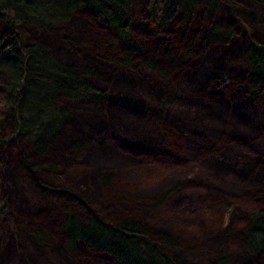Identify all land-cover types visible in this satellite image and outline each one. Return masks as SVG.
<instances>
[{"label": "rangeland", "instance_id": "1", "mask_svg": "<svg viewBox=\"0 0 264 264\" xmlns=\"http://www.w3.org/2000/svg\"><path fill=\"white\" fill-rule=\"evenodd\" d=\"M221 5L207 22L229 33L228 41L204 45L199 32L204 35L207 27L199 8L194 23L178 19L166 31L175 41L170 58L161 60L167 62L164 74L151 72L139 58L117 64L122 53L116 38L88 10L55 35L34 26L21 32L29 43L49 45L66 63L95 68L94 84L108 93L101 103L62 102L72 123L60 129L49 162L76 194L99 210V191L81 181L104 169L122 171L116 177L146 203L170 190L148 214L183 239L182 249L166 247L170 253L210 264L217 253L228 252L229 264H264L241 239L248 212L264 204V100L250 94L243 64L248 37L264 42V6L252 0ZM134 9L138 26L147 30L139 41L152 47L151 14L141 3ZM1 103L0 97V264H119L87 248L70 251L62 234L64 209L88 216L89 207L37 185L36 177H51L42 169L48 160L28 143L2 144L11 133ZM164 142L167 154L160 151ZM106 205L104 217L116 219L114 205Z\"/></svg>", "mask_w": 264, "mask_h": 264}, {"label": "trees", "instance_id": "2", "mask_svg": "<svg viewBox=\"0 0 264 264\" xmlns=\"http://www.w3.org/2000/svg\"><path fill=\"white\" fill-rule=\"evenodd\" d=\"M252 1L264 6V0ZM139 3L151 14L152 47L139 41L141 35L147 34L146 27L138 26L135 20L134 6ZM221 3L222 0H0V78L3 80L0 97L4 121L9 124L11 133L2 144L6 140L28 143L38 156L48 160L42 169L51 177H36L37 185L88 205V216L79 215L74 208H65L63 212L62 234L73 254L87 248L109 254L119 264H198L184 255L170 253L168 247L182 249L184 242L180 234L173 233L167 223L148 219L149 211L164 202L170 190L155 202L146 203L141 195L124 187L123 181L116 177L122 171L104 169L86 175L81 181L92 191H99L100 203L104 205L93 210L56 174L55 163L49 161L55 153L60 129L72 123L71 110L63 107L62 102L85 99L101 103L109 96L94 84L95 68L64 62L44 42L29 43L22 35V27L34 26L55 35L63 31L74 15L88 10L116 38L122 53L117 64L129 66L141 60L151 72L164 74L163 66L167 62L161 60L170 58L175 41L166 37V31L178 19L188 26L194 23L199 8L205 13L201 25L207 27L204 35L199 32L204 45L228 41L229 33L226 35L217 25L207 22L209 17L218 14ZM253 19L256 23L257 18ZM245 47L243 64L249 92L262 101L264 42L249 36ZM138 58L140 60H136ZM165 92L171 91L166 88ZM162 105L166 108L169 104L165 101ZM160 148L166 154L170 151L166 142ZM106 202L112 203L117 210L116 219L105 218L102 214L108 211ZM7 207L3 204L1 213L8 212ZM246 219L241 238L246 251L257 262H264V204L248 212ZM230 260L228 252L217 253L210 264H229Z\"/></svg>", "mask_w": 264, "mask_h": 264}]
</instances>
